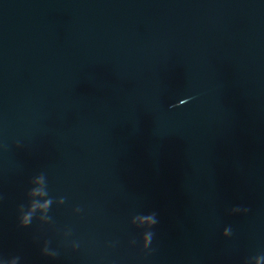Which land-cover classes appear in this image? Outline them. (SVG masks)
Masks as SVG:
<instances>
[{
	"label": "water",
	"instance_id": "obj_1",
	"mask_svg": "<svg viewBox=\"0 0 264 264\" xmlns=\"http://www.w3.org/2000/svg\"><path fill=\"white\" fill-rule=\"evenodd\" d=\"M39 172L65 205H52L54 225L20 228L17 206ZM149 212L158 223L145 255L129 244L141 231L130 220ZM64 226L78 250L62 246ZM44 239L59 258L40 254ZM13 255H264V0H0V256Z\"/></svg>",
	"mask_w": 264,
	"mask_h": 264
},
{
	"label": "clouds",
	"instance_id": "obj_2",
	"mask_svg": "<svg viewBox=\"0 0 264 264\" xmlns=\"http://www.w3.org/2000/svg\"><path fill=\"white\" fill-rule=\"evenodd\" d=\"M16 146H20V142H16ZM29 188L26 192V202L17 206L16 220L17 225L20 228L29 227L33 221H38L41 225H54L52 216L49 214L53 204L65 205L66 197L58 196L52 197L49 194L47 177L45 173L39 172L33 175L29 179ZM83 209L80 206L72 208V213L79 215ZM247 208L233 207L232 213L247 212ZM130 223L136 228L140 229L139 240L133 238L129 241L131 246H139L140 251L145 255L151 254L154 250L151 245L155 236L153 231L154 227L158 223L157 214L155 212H149L147 214H137L131 217ZM57 235L61 239L62 246L70 248L72 251H76L81 247V243L78 239L73 238V230L71 227L64 226L57 229ZM232 229L230 226L223 227L221 235L224 237L232 236ZM116 242H112L109 246L114 247ZM40 254L43 257L50 260H56L60 256V247L52 246V242L49 239H44L40 247ZM0 264H21V257L19 255H13L10 257L0 256ZM245 264H264V255H256L249 257Z\"/></svg>",
	"mask_w": 264,
	"mask_h": 264
}]
</instances>
